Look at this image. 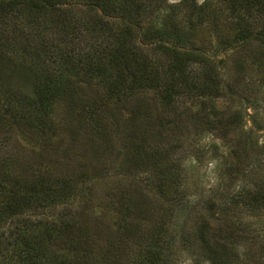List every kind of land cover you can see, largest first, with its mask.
I'll use <instances>...</instances> for the list:
<instances>
[{
  "label": "trees",
  "instance_id": "obj_1",
  "mask_svg": "<svg viewBox=\"0 0 264 264\" xmlns=\"http://www.w3.org/2000/svg\"><path fill=\"white\" fill-rule=\"evenodd\" d=\"M40 1L53 6L62 0ZM129 1L130 5H125V10L122 11L125 15L120 19L132 21L128 23L132 32L128 28L116 37L94 28L86 31V34L78 31L75 23H71V16H65L69 23L63 21L60 25L56 24L60 27L58 32L62 31L58 40L61 50L56 54L57 57L51 53L45 54L48 58L40 59L39 53L33 51L37 57L31 60L32 63L36 62L40 68L55 67L64 75L74 74L77 76L75 86H72L69 78L59 83L55 77L52 78L46 73L44 80L36 81L32 98H23L8 90L0 79V108L5 113L11 112L14 126H22L24 133L31 135V130L35 133L50 128V114L57 98L76 102V110L81 111V124H90V116L102 118V112L110 116L113 109L123 110L124 106L131 104L130 117L133 120L124 125L125 129L130 130V134L127 135L123 156L144 165L145 171L153 172L154 179L158 180V185L154 187L155 192L164 197L165 192L171 194L174 187L169 182H174V178L179 175V171L175 169L176 161L171 155L182 148L185 134L192 130L189 129V124L193 123L192 116L201 120V116L205 114L201 109L197 111L198 116L189 113L184 121L188 122L186 126L180 121L183 116L180 115L176 122L170 121L168 112L164 111L172 108L179 100L185 103L184 100L218 96L221 80L225 77L223 59L214 64L206 56L212 45L216 53L223 50V46L218 40L210 44L203 43L204 38L197 36V33H201L199 28L209 25L214 28L223 21L220 20L222 12L231 11L236 18L232 23V43L241 41L242 45H246L255 41L264 44V0H206L201 4L197 0H181L179 4H167L166 0ZM101 2L102 8L110 17L122 10L117 6H122L121 0ZM41 3L33 4L40 6ZM2 5L3 1L0 0V7ZM259 24L262 30L254 32L255 25ZM215 31L223 37L221 43L225 44L222 32L218 28ZM85 34L92 36V40L104 36L103 44L106 49L101 47V43H97L98 39L93 44H89L87 40L84 44L81 43L86 37ZM136 38L141 44L144 42L152 45L148 49L150 51L131 45ZM116 39L119 40L118 43H115ZM108 41L110 43L107 46ZM31 52H26L28 58L31 57ZM1 53L9 58L15 56V52ZM17 54L22 56L21 53ZM24 56V59L19 60L25 61ZM92 86H99L102 95L98 100L95 93L93 96L83 93L86 87ZM2 88L4 92L1 91ZM155 102L160 103L166 110H158L154 106ZM89 112L90 116L87 117ZM102 123L101 128H105V121ZM96 126L99 127L100 124ZM154 126L155 133L151 129ZM104 142L108 143L107 134ZM242 155L244 153L237 150V165L233 166L237 174L244 170ZM12 160L14 159L8 158L0 164V193L3 196L0 203L6 199L3 206L0 204V218L19 212L24 204L31 208L42 207L49 210L59 204L65 205L79 191L77 186L80 181L77 180L85 179L82 176L50 182L45 171L40 170L37 177L31 180L25 173L27 170L24 171L22 166H18V162ZM253 181L251 180L253 187L244 180L242 185L237 186V190L225 194L217 201L206 200L208 204L204 208L205 215H197L198 220L193 223L190 221L191 216L188 217L185 213L181 227L186 229V223H191L192 227L184 232L171 231V237L169 229L172 226H167L172 224L170 212L162 211L146 236L143 239L138 238L137 234L148 212L143 210L141 200H137L135 194L129 192L118 200L123 212V223L121 228L115 229L114 238H109L115 241L108 239L105 251L98 250L94 253L92 243L83 237L87 235L77 232L69 219H54L48 223H39L38 229L27 231L25 237V231H21L24 233L17 241L19 245L14 252L16 254L10 255L2 264H123L120 255L127 247L122 242L128 236L136 240L135 252L128 253L134 256L128 264H172L177 258L172 251L175 243L180 248H190L198 264H264V239L257 243L258 246L253 252L250 251L241 243L246 239V229L241 228V225L231 228L232 216L227 215L233 211L250 217L264 215V181ZM175 186V191L179 194V187ZM183 201L186 199L177 202L178 209ZM222 220L224 224L220 226L218 222Z\"/></svg>",
  "mask_w": 264,
  "mask_h": 264
},
{
  "label": "rangeland",
  "instance_id": "obj_2",
  "mask_svg": "<svg viewBox=\"0 0 264 264\" xmlns=\"http://www.w3.org/2000/svg\"><path fill=\"white\" fill-rule=\"evenodd\" d=\"M2 1L0 51L12 54L15 52V56L9 58L0 52V79L8 90L23 98H32L36 81L44 80L46 73L52 78L55 77L59 83L69 78L72 86L76 85L77 76L74 74L64 75L55 67L40 68L36 62L31 61L37 57L33 51L39 53L40 59L48 58L47 55L51 53L57 57L56 54L61 50L58 40L62 31L58 32L60 27L56 24L60 25L63 21L69 23L65 16H71V23L78 26V31L87 34L86 31L95 28L96 31L116 37L130 28L128 23L132 22L120 19L125 15L122 13L125 5H130L129 0H121L122 6H117L122 10L111 15L112 17L102 8L101 0H62L54 4L55 6L42 4L40 0ZM166 1L167 4H179L181 0ZM204 1L206 0H197L199 4ZM33 3L41 5L35 6ZM220 20L223 21L214 28L210 25L201 26V33H197V36L204 38L203 43L210 44L218 40L223 46V50L216 53L212 45L209 47L210 52L206 54L214 64L220 59L224 62L225 77L221 80L218 96L184 100L185 103L179 100L172 108L167 107L168 110L158 102L154 104L158 110H166L164 112H168V120L174 122L178 121L180 115L183 116L180 121L184 122L190 114L198 116L197 111L200 109L205 112L201 120L192 116V126L189 124V129L192 130L185 134L182 148L171 155L174 156L175 169L179 171V175L174 178V182H169L174 187L171 194L165 192L164 197L155 192L154 187L158 185V180L154 179V173L145 171L144 165L134 163L130 158L123 156L127 135L130 134V130L127 127L125 129L124 125L133 120V117H130L131 104L124 106L123 110L113 109L110 116L102 112V118L96 115L92 117L89 112L87 117H91V123L81 124V111L76 110V102L57 98L50 114V128L35 133L31 130V135L24 133L22 126H14L11 112L5 113L0 108V164L8 158L14 159L13 162H18V166H22L24 171L27 170L25 173L31 180L37 177L40 170L45 171L50 182L71 177L85 178L77 180L80 181L77 186L79 191L65 205L59 204L49 210L42 207L31 208L24 204L19 212L0 218V264L16 251L19 245L17 241L24 233L21 231H25V237L27 231L37 230L39 223H48L54 219H69L77 232L87 235L83 237L92 243L94 253L98 250L105 251L108 239L111 236L114 238L115 229L121 228L123 223V212L118 200L129 192H133L134 197L141 200L143 210L148 212L137 234L138 238L143 239L146 236L162 211L170 212L172 224L167 226H172L169 229L171 237V231L184 232L192 227L191 223L198 220L197 215H205L204 208L208 200L215 202L225 194L237 190V186L242 185L244 180L249 182L251 187V180H254L253 183L264 181V44L255 41L246 45H242L241 41L232 43V23L236 18L231 11L226 13L224 10ZM215 28L222 32L225 44L221 43L223 37ZM258 30H262L260 24L254 27V32ZM103 38L104 36H100L92 40V36L86 35L81 43L84 44L87 40L89 44H93L98 39L97 43H101V47L106 49ZM110 41L106 43L107 46ZM118 41L116 39L115 43ZM131 45L147 51L152 48V45L144 42L141 44L137 38ZM27 51H32L29 58L26 56ZM17 53L22 56L19 57ZM23 56L25 61L19 60L24 59ZM98 87H86L83 93L88 96L95 93L98 100L102 95ZM80 88L83 86L80 85ZM1 91L4 92L3 88ZM111 107L118 108L114 105ZM155 110L154 108L153 112ZM103 121L105 128H101ZM98 124L99 127L96 126ZM185 125L188 126V122ZM151 129L156 132L155 126ZM105 134L108 143L104 142ZM237 150L244 153L241 157L244 159V170L239 174L233 169V166L237 165ZM60 183L61 181L57 184ZM175 185L179 187V194L175 191ZM1 197L3 196L0 193ZM179 199L186 201H183V205L178 209ZM5 202L6 199L0 204L3 206ZM185 213L188 217L191 216V223H186V229L181 227ZM227 215L232 216L231 228L241 225V228L246 229V239L241 243L253 252L258 246L257 243L264 239V215L250 217L246 214L240 215L237 211ZM218 224H224L223 220ZM125 238L122 243L126 244L127 250L123 251L120 257L123 264H128L134 257L128 253L135 252L136 240L130 239L129 236ZM111 239L109 241H115ZM175 244L172 251L177 258L172 264H198L190 248H180Z\"/></svg>",
  "mask_w": 264,
  "mask_h": 264
}]
</instances>
